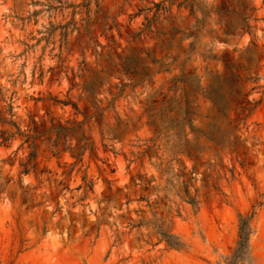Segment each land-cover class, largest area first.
I'll return each instance as SVG.
<instances>
[{
    "label": "rangeland",
    "instance_id": "374dc122",
    "mask_svg": "<svg viewBox=\"0 0 264 264\" xmlns=\"http://www.w3.org/2000/svg\"><path fill=\"white\" fill-rule=\"evenodd\" d=\"M199 1L207 17L196 24L200 11L165 0H0V109L21 129L83 122L94 147L74 162L37 138L36 174L21 173L20 138L0 147V264H225L239 215L251 214L241 264H264V0ZM152 2L169 10L133 38ZM127 58L138 73L148 66L143 82ZM182 88L193 102L185 141L160 119L162 96ZM155 92L157 138L145 112ZM93 102L101 112L84 120Z\"/></svg>",
    "mask_w": 264,
    "mask_h": 264
},
{
    "label": "trees",
    "instance_id": "16d2710c",
    "mask_svg": "<svg viewBox=\"0 0 264 264\" xmlns=\"http://www.w3.org/2000/svg\"><path fill=\"white\" fill-rule=\"evenodd\" d=\"M169 2V6L176 4L178 8L184 7L189 9V14L193 15L196 11L201 12V18L196 20V24L203 22L204 18L207 17V11L201 7V3L199 0H165ZM153 7L148 8L147 13L151 10L153 11V15L151 18L147 16L144 17L145 22L143 23V28L140 31L134 33L133 38H140L144 32L150 33L151 27L156 23L157 18L160 13H164L169 10V7L165 6L163 2L155 3L152 2ZM161 11V12H160ZM140 14L138 13L132 15L130 18H135ZM249 15L246 13H242L241 15V25L244 28L245 32L249 28L248 24ZM154 63H158L157 60H153ZM135 60L133 58H127L125 67L127 68V72L137 76L139 79L135 81L136 83L143 82L147 77L148 66H143V71L138 73L135 70ZM161 66L159 68V71ZM158 71V72H159ZM166 71V70H165ZM174 82L172 85V90L176 93L178 87L176 84L178 82H186V78L180 79H172ZM176 83V84H175ZM94 84L91 82L89 85L85 86V90L89 92V94H93ZM171 90V89H170ZM149 96L146 100L145 112L147 114V124L153 128L156 138L159 137L163 132L160 126H158L156 122V114L153 112V103L155 95ZM119 94H115L113 100ZM56 103H60L61 105H70L76 113H79L78 106L70 102L69 100H54ZM192 100L188 98V92L182 88L181 98H177L176 96H172L167 98L166 95L162 96L161 99V109H160V119L163 123L164 128L172 129L175 131V135L178 140H184L187 134L185 133V125H189L191 130L194 129L193 119L190 117L193 109ZM94 111L89 115H84V120L87 118H91L96 115L98 112H101V109L98 107L96 102H93ZM11 106L8 105V113L9 118L6 117V112L0 109V147L9 146L16 138L21 139V144L26 145V147L30 150L26 156L24 162H21L19 166L21 167V173L28 174L33 172L36 174V149H35V140L40 138L41 140H46L49 143V149H51V153L57 157H59L60 152L69 151L72 158H74V162H82L83 157L86 152H88L89 156L94 155V147L93 143L87 138L83 132L82 126L83 122H70L69 120H65L64 122L58 120L56 124H51L49 128H45L40 121H35L33 118H30V123L25 129H21L17 124L11 119L13 114L11 113ZM39 127V130L36 129ZM69 137V138H68ZM68 140L70 141L68 146H65V143ZM75 138L76 144L74 146L75 151L71 147V141ZM220 142H216V145H219ZM61 146V149H59ZM184 144L180 143L178 147H180V151H184ZM188 155L191 154L188 152ZM83 180V189L84 194L87 191H93V181L87 180L85 177ZM80 188V186L78 187ZM182 193L184 195V200L191 204L195 205V199L190 195L188 191V185L186 183L182 184ZM252 218V214L249 216L239 215V225H238V239L233 248L231 254L225 257V264H241V262L246 257L249 251V235L251 232L249 221ZM157 233L160 238L166 242L169 247L172 248H180L183 244L178 240L176 236L173 234H168L163 231L159 227L157 228Z\"/></svg>",
    "mask_w": 264,
    "mask_h": 264
}]
</instances>
